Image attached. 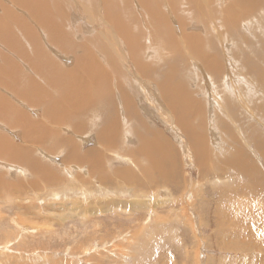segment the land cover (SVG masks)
I'll list each match as a JSON object with an SVG mask.
<instances>
[{
    "label": "bare ground",
    "instance_id": "6f19581e",
    "mask_svg": "<svg viewBox=\"0 0 264 264\" xmlns=\"http://www.w3.org/2000/svg\"><path fill=\"white\" fill-rule=\"evenodd\" d=\"M4 1L5 0H0V6L3 7L0 8V124L7 125L6 127L9 126V131H14L20 128L23 134L21 137H23L24 140L26 137L28 140L32 138L36 145H41L43 142L50 141L49 144H46L48 145V149H45L48 152V155H57L54 150H56V147L61 146V150L64 151L65 149L62 158L64 167L76 166L78 167V169L75 167L77 170H79V168H86L84 173L89 175L93 180H96L97 183L99 182L100 187L115 188V186H122L125 187L127 191H134L137 187L142 189L144 186V184L140 182L142 177V179L149 185L144 188L146 189V192L149 193L152 190V187L154 190V187L158 184L160 185V182L168 184V187L170 185L169 183H171L172 186L175 185V188L179 185L178 182L180 183V181L178 179L176 180L173 175L175 171L174 165L176 163L174 146L170 148V141L165 137L160 136V134L156 132L157 130H153L157 122H153L154 126L150 124L151 122L149 124L146 122L149 118L150 120L151 117L152 119L154 118V113L151 111H156V116L158 117L156 119L163 121L161 124L165 125L167 123L169 125L168 122L173 123L171 126L177 124V127L180 129L179 131L185 136V139L187 140L186 157H191V162H193L194 166L198 168L201 181H203V179L206 180L211 178L212 176L211 180L223 184L228 180L226 173L232 170L249 178L253 173L257 174V170L252 166V157L249 148L251 147L252 152L255 154L258 152V156H261L264 160V147H261L262 144H259V140L255 141L252 138L245 140L241 131L243 129L246 135L248 134V131L254 132L257 129L260 131L259 128L261 125L256 114L259 115V118L263 119L264 123V99H259V96L258 99L255 98V96L259 94L258 91H254L253 88L249 90L251 93L250 96L252 97H249L246 100L238 99V94L232 99H223L225 97L224 94H228L229 96V92L226 94L223 93V90L225 89L227 91L230 86L231 73L229 67L231 66L230 62L233 61L231 55L224 49V44H226L224 42H226L225 38L228 40L230 39V41L235 44V48L241 49L243 46L247 50L248 45L251 44L250 41H254L255 38L257 41L260 39L258 43V45H260L264 33L258 32L259 30L257 31V27L259 28L260 24L264 21V0H231L228 4H225L226 0H96L102 2L101 5L105 6V8L102 7V10L105 12H103L104 14H98L95 16V21L99 27L104 30L110 25L109 27L113 30V36L119 39L117 40V43L119 45L121 43V45L127 49H125L127 51L125 52L129 53L128 55L131 56L133 65H135V72L137 74L135 75L130 72L131 78L128 80V83H121L120 81L121 74L119 72V67L124 63H121L122 61L118 60L119 56L114 58L111 56L110 59L101 63L95 54L83 44L81 46L82 52L80 54V60L75 63L76 67L72 69L69 67L70 69L65 72H63L64 69L62 72L60 70L57 72L55 69L56 66L53 65L51 60L47 57L48 53L45 51L46 45L55 44L63 47V42L71 41L72 35L78 36L79 34H81L79 36L80 40L85 39L89 41L88 39L98 37L100 40L102 39L98 43V49L105 52L110 49L104 48L105 40L101 35L102 32L97 34L94 32L96 36L92 35L93 30L97 27H94V24L91 25L92 23L90 24L86 21L83 22L85 19L84 13L90 16V21L93 20V14L90 15L88 9L85 7V4L92 5L93 1L9 0V5H12V7L2 5ZM97 4L99 9L100 2ZM186 5H189L190 9H188ZM163 6H168V11H165V13L161 9L164 8ZM160 10L163 13L160 12ZM202 10H207L209 13L208 18L205 21H203V15L200 14ZM241 22H244V24L240 25L242 24ZM76 25L79 27V30L75 28ZM33 26H37V28L34 27V29ZM174 26L179 30L173 28ZM193 28L195 30L191 32ZM198 29L200 31H198ZM262 30L264 31L263 28ZM244 33H246V35H243ZM153 37L156 38L157 43L153 40ZM22 38L24 41H22ZM245 44L246 47L244 46ZM167 46L172 56L165 59L161 55ZM229 46L231 47V45ZM216 47L217 50L220 51L219 55V52H216L217 55L216 53L214 54ZM11 54L20 55L24 60H27L29 65L24 66V70L28 72L34 71L37 76L34 77L30 75V77L28 76V73H25L26 71L24 72L22 70V68L20 69L19 67H16L15 63H10L12 59ZM142 57L147 60L142 62ZM64 59L67 60L68 57H64ZM62 62L63 60L61 63ZM119 63L121 65H119ZM164 63L171 66L161 68ZM174 64H177V68ZM191 64L195 68H192V71L189 72L187 71V68ZM243 65L244 67L247 65L244 60ZM197 66L202 67L203 72H206V74L210 76L212 75V77H215L216 75L217 78L220 79L223 76L224 89L217 91L214 86L217 95H213V88L206 90L204 85V87L199 86L202 93H200L198 88L196 91L194 89L195 92H191L189 89L196 81L187 80L186 82L185 76L191 78L192 75L196 76ZM49 67H51L50 70L46 71L45 69ZM178 67H181L182 69L179 72L177 71V69H179ZM123 68L125 69V66H123ZM255 68H251L250 66L249 70L258 72V69ZM260 73L262 74L264 71H261ZM157 74L161 76L159 81L152 77V75ZM262 76L258 74V82H264V77ZM200 78H202L201 75ZM204 78L206 79V77ZM204 78H202V81L205 82ZM143 80L151 84L154 90L149 91V87L143 82ZM208 83L209 82H207V84ZM50 86L57 88L61 86L63 89L61 92H63V94L62 97L59 94L61 97L60 101L67 104L72 112H81L83 115L80 114V116L85 117H81L82 119H80L79 122L70 123L72 129V135L70 136L67 134L68 132L66 133L65 130V132H63L62 129L67 127L66 124L68 123V120L72 116L74 117L77 113H66V116L61 117L60 120L62 121H58V123L54 122L55 126L57 125V128L54 126V129L53 127L48 128V130H46L48 132H45L44 129L42 134L40 132V134H36L38 128L35 129L36 127L34 128L30 122L33 107H31V109H26L22 106L9 105V102L12 99L9 97L11 96L13 89H15V93L18 92L20 95V100H26V102L28 101L31 103V101L36 98L43 101L44 98L48 97L46 87ZM124 86H127L126 90H123ZM25 87H27L26 89H28V91ZM75 89L76 93L74 94ZM113 90L116 91V93ZM233 90L235 92L237 91L235 89ZM197 93L207 96L205 101L208 100V104L213 103L211 105L214 106V109H209V111L214 110L211 111L212 113L210 112V117L208 111V115L206 111H204L207 107L204 108L205 105L203 106L201 103L202 101L197 99ZM12 94L14 95V93ZM151 94L154 95V97H151V101H154L155 104L160 107L159 109L155 106V110H152L146 105V100L150 99ZM29 95L33 96L31 97ZM261 95L264 97V89L262 90ZM51 101L53 100H50L49 102ZM61 106L64 105L61 104ZM215 108H217L216 110L218 112H215ZM47 112L51 111H46V113ZM68 112L70 113V111ZM51 113H49V117H51ZM241 121L243 122L240 123ZM89 123H92V129L98 124L93 132H91L92 129L89 130L87 127ZM240 124H242L243 128L239 126ZM47 127L48 126H46V128ZM207 129L208 132H206ZM89 132L93 133L94 146L85 149L83 148V145L87 142L85 139L87 137H79L81 135L84 136V134ZM174 132L176 133V131ZM91 133H89V135ZM208 133H212V136L209 137ZM214 134L218 135V139ZM251 134L253 135L254 133ZM261 135H264V133ZM11 137L10 135L4 136L0 133V161L4 163L7 161L6 164L14 166L15 168H12L13 171L15 170L16 173H19L20 175L23 172L22 168H24L34 176L42 177L45 180L43 182L47 187L51 183L53 186L56 185L65 190L68 188L67 192L68 194H71V196L72 194L78 193H81V195L78 194V196L83 199L90 196V193L88 194L90 191H87L84 187L91 182L88 180L86 182L84 181V174L83 176L77 175L75 179L72 177L73 180H71L70 175L67 174L65 175L66 178L59 176L55 172H52L53 170L51 171L43 167L41 165L42 163L33 157L34 154H36L34 152H37V149L35 148L36 146L34 148L30 147V149H28L27 146L29 143L16 146L13 144ZM15 137L16 135L14 134L13 138ZM229 137H232L234 141ZM227 138L232 142L227 140ZM30 142L32 141L30 140ZM246 143H249L250 145L248 150L245 146ZM131 145L134 147L133 150L129 149ZM49 147H51V149ZM216 150L219 152V156ZM43 152L45 153V151ZM166 152L168 155L164 157L163 154H166ZM59 153L62 152L60 151L58 154ZM46 155L47 154H45V156ZM55 162L57 161L55 160ZM121 162L127 163L128 167L122 169V166L120 169ZM119 164L120 166L116 168V165ZM217 164H222V166H219L221 169L218 167L217 171L215 170L216 174L214 175L212 172ZM54 166H52V169H55ZM66 168L70 169L71 167ZM66 168L64 170H66ZM178 169L179 163L177 159V175H181V173H179L180 170L178 171ZM136 170H138L137 174H135ZM220 171L221 173H224L226 178L222 177L223 175H220ZM58 172H60V170ZM73 172L74 171H72V173ZM105 172L109 174V177H103V175L101 177V175H99L100 173L104 174ZM1 173L0 193L3 192L1 189H5L8 190L7 192L5 191L7 196L10 192L13 193L11 194V197L15 198V196H13L15 195L14 193L17 192L18 194V192L23 190L24 186L22 184L24 183L21 181V185L19 183L18 185L6 184L3 179L9 172L6 173L5 171H2ZM77 173L78 172H76L75 175ZM230 173H228V176ZM243 179L244 178H242V180ZM72 181L75 184L82 185L77 186V189H80V191H74V188H76L74 187L75 185L70 187ZM113 181L116 182L113 183ZM27 183V186L34 190L39 187L37 180L36 182ZM159 185L158 187H160ZM100 187L98 186V188ZM69 188H73V190H69ZM148 188L149 192L147 190ZM39 189L40 188L36 189V191L39 192ZM126 189L124 191H126ZM118 190L120 191L121 189ZM108 191L107 193L110 192ZM24 192L25 193L23 194H26V190ZM146 192L144 193L146 194ZM4 196L8 198L6 195ZM4 196L2 195V197ZM144 197H146V195ZM215 197H226V194L224 195V193L219 192L215 194ZM73 199L74 200H71L70 203L68 202V199L64 200L69 203L66 204L67 206L72 204V206H69L71 210L73 208L78 210L84 208L85 204H80L79 198L75 199L74 197ZM97 201L93 204H96ZM98 202L102 204V202ZM104 202H106V200ZM67 206L66 208H68ZM107 207H100V209H102L100 211L103 212L107 210ZM149 219L151 220L152 217Z\"/></svg>",
    "mask_w": 264,
    "mask_h": 264
},
{
    "label": "rangeland",
    "instance_id": "374dc122",
    "mask_svg": "<svg viewBox=\"0 0 264 264\" xmlns=\"http://www.w3.org/2000/svg\"><path fill=\"white\" fill-rule=\"evenodd\" d=\"M8 1L9 0H5L2 5L6 7H12V5H9ZM77 1L79 2V0ZM90 1H93L92 5L85 4V7L88 9L90 15L93 14L92 15L93 20L90 21V16L84 13L85 19L83 20V22L86 21L89 22L90 24L92 23L91 25L94 24L93 26L97 28L93 30L92 35L96 36L97 33L102 32L101 35L105 40L104 48H110V49L106 52L101 49H98V43L99 41L102 40V39L100 40L98 37L93 39H88L90 41L89 42L85 39L80 40L79 36L81 34H79L78 36L72 35L71 41L63 42V47L57 46L55 44L46 45L45 51L48 53L47 57L51 60L53 65L56 66L54 67L57 72H59L58 70L62 72L63 69H64L63 72H65L70 68L72 69L76 67L75 63L76 61L78 62L80 60V54L82 52L81 46L83 44L88 49H90L91 52L95 54V56L101 63H104L105 60L110 59L111 56L113 58L119 56L118 60L122 61L121 63H124L122 64V66L119 67V72L121 74L120 81L121 83L124 82L128 83V80L131 78L130 72L132 74L134 73L135 75L137 74L135 72V65H133L132 62L133 60L131 56L128 55L129 53H126L127 49L121 45L120 41H119L120 45L117 43L118 42L117 40L119 39L113 36V30H111V27H109L110 25L107 26L106 30H104L103 28L99 27V25L95 21V16H97L98 14H104L103 12L105 11L102 10V7L105 8V6L101 5L102 4L101 1H96V0H90ZM229 1L231 2V0H226L225 4H228ZM98 2H100L99 9L97 4ZM186 6L188 9H190L189 5ZM0 8L3 7L0 6ZM161 9L165 13V11L166 12L168 11V6H165L164 8ZM162 11L160 10V12ZM200 14L203 15V21L207 20L209 16L207 10H202ZM241 23L242 24L240 25L244 24V22ZM34 27L37 28V26H33V28ZM75 28L79 30V27L77 25ZM173 28L179 30L176 26H174ZM262 28L264 29V21L260 24L259 28L257 27V31L259 30L258 32L264 33ZM193 30L195 29L193 28L191 32H193ZM198 31L200 30L198 29ZM94 32L96 34H94ZM168 33L170 34L169 31ZM243 35H246V33H244ZM225 39L226 42L224 43L226 44H224V49L228 54L231 55L233 60L230 62L231 63L230 67L232 70L229 67V71L231 73L230 74L231 83L228 90L226 91L224 89V83L222 79L223 76L220 78L221 80L218 79L216 75L215 77L214 76L212 77V75L210 76L206 74V72H203L202 67L199 66L196 67L197 68L196 76L192 75V78L185 76L186 82L187 80H193L194 82L196 81L194 85L192 84V87L189 90L191 92H195L197 88L198 90H200L199 86L204 87L205 85L206 90L213 88L212 89L213 95L215 94L217 95L216 90L219 91L224 89L223 93L226 94L227 92H229V96L228 94L227 95L224 94L225 97L223 99L226 98L232 99L234 96L238 94V99L246 100L247 98L252 97L250 96L251 93L249 90L253 88V90L258 91L259 94L255 96V98L258 99L259 96V99H264V97L261 95V92L264 89V82H258L257 80L258 74L261 76L263 75L262 77H264V73L262 74L260 73L261 71H264V52H262L264 51V35H262V41L260 45H258L260 39L258 41L255 38L254 41L251 40L250 41L251 44L248 45L247 47L248 51L243 46L241 49L235 48V44L231 42L230 39L229 40L227 38ZM153 40L157 43L156 38L153 37ZM22 41H24L23 38ZM229 45H231V47ZM244 46L246 47V44ZM216 50L214 54L216 52L217 53L219 52L218 53L219 55L220 51L218 50L216 51ZM2 51H6V50H2ZM11 56L12 59L10 63H15L16 67H19L20 69L22 68V70L25 72L26 70H24V66L29 65L28 61L24 60L20 55L17 54L16 55L11 54ZM161 56L164 57L165 59L166 58L168 59L169 57L172 56L168 46L165 47V51H163ZM239 56L242 58H240ZM64 57H68V59L66 60L64 59ZM62 60L63 62L61 63ZM146 60L147 59L143 57L141 58L142 62H145ZM243 60L247 64L245 67L243 65ZM119 65L121 64L119 63ZM174 65L177 68V64ZM123 66H125V69L123 68ZM167 66H171V65L164 63L162 64L161 68H165ZM250 66L251 68L256 67L255 69H258V72L250 71L249 70ZM50 68L51 67L46 68L45 70L49 71ZM192 68L195 67H193L191 64L187 68V71L189 72L192 71ZM180 70H182L181 67L177 69L178 72ZM25 73H28V76L30 75L34 77L37 76V74L34 73V71L33 72L26 71ZM254 74L257 75L255 76ZM200 75L202 78L206 77V79L204 78L205 82L202 81ZM152 77L157 81L161 79V76L159 74L152 75ZM246 80H248L249 83ZM206 81L209 83L207 84ZM143 82L146 83V85L149 87V91L154 90L151 84L145 82L144 80ZM214 86L216 90L214 89ZM126 87L127 86H124L123 90H126ZM26 88L27 87H25V89ZM233 89L237 91L235 92ZM26 90L28 91V89ZM46 91L48 93V97L44 98L43 101L38 100L36 98L30 103L28 101L26 102V100H22V99L20 100V95L18 94V92L15 93V89H13L12 93H14V95L11 93V96L9 98L12 99L9 102V105L22 106L23 108L26 109L28 108L31 109V107H33L31 112L32 117L30 119V122L34 126V128L36 127L35 129L38 128L36 134H38L39 132L42 134V131L44 132V129L45 132H48L46 131L48 130V128L53 127L54 129L55 123H58V121L59 122L62 121L60 119L61 117L66 116V113L68 114L77 113L76 115H74V117L72 116L68 120V123L66 124L67 127L62 129L63 132L65 131L66 133L68 132L67 134L69 136L72 135V129L70 123L77 121L79 122L80 119L85 117L80 116V114L83 115L81 112H74V111L72 112L71 108L67 104L62 103L60 101L63 94V92H61L63 91L61 86H59L58 88L54 86L46 87ZM114 92L116 93V91ZM75 93H76V89L74 90V94ZM200 93H202L201 90ZM200 93H197L196 97L199 101L200 100L202 101L201 103L203 104V106L205 105L204 108L207 107L206 109H204V111H206V113L208 111L210 117L211 116L210 112L214 111V110L209 111L210 108L214 109V106L211 105L213 103L208 104V100L205 101L207 96L201 95ZM59 94L61 95V97ZM29 96L32 97L33 95H29ZM151 97H154V95L151 94L150 99L146 100V105L152 110H155L156 107L159 109L160 107L157 106L154 101H151ZM50 100L53 101L49 102ZM61 104H63L64 106H61ZM50 105L51 106L53 105L55 108L53 106L51 107ZM56 108L60 110H57ZM216 109L217 108H215V112H218ZM67 110L70 111V113ZM46 111H51L52 113L51 112L46 113ZM151 112L154 113V118L152 119L151 117V120L149 118L150 121L148 120L146 122L148 124L151 122L150 124L153 126H154L153 122L155 123L157 122L154 129L153 128L152 129L154 131L157 130L156 132L160 134V136H163L170 141V148L174 146V152H175L174 155L176 157V163L174 165L175 171L173 175L176 180L178 179L180 181V183L178 182L179 187L177 186V188H175V185L172 186L171 183H169L170 185L168 187L167 186L168 184L166 183L163 184L162 182L158 181L160 182V185L158 184L160 187H158L157 185L156 187H154L155 188L154 190L152 187V190L150 192H149V188H150L149 187L147 189L149 193H147L146 189H144L146 188V186L148 187L149 185L142 179V177L140 181L141 183L144 184L142 189H139L137 187L138 189L136 188L134 191L132 190L133 192L131 190H128L129 194L127 189L122 186L121 187L115 186V188L100 187L99 182L97 183L96 180H93L92 178H90L89 175L84 173L86 168H79L80 170L79 171L77 170L78 167L76 166H66L69 168L71 167L72 169L71 168L68 169L64 167L62 158L64 156L65 149L64 151L61 150L62 149L61 146H58L59 148L56 147V150H54L55 153H57V155L56 154L54 156L51 154L48 155V152L46 151L48 149L47 147L48 145L46 144L47 143L49 144L50 141L43 142L41 145H36L34 140H32V138L30 139L32 142H30V140H28L27 137L25 140L23 137H21L23 136V134L20 128L14 131H9L10 130L9 126L6 127L7 125L0 124V133L3 134L4 136L6 135H10V137L12 136L11 139L13 141V144H15L16 146L20 144L23 145L24 143H29L27 145L28 149H30V147L34 148L36 146L35 148L37 149V152H34L36 154H34L33 157L39 162H41L42 163L41 165L43 167L51 171L53 170L52 172H55L59 176H63L65 178H66L65 176L66 174L70 175L71 180H73L72 177H74L75 179L77 175L83 176L84 174V181L86 182L88 180L91 182L86 187L83 186L84 189L90 191L88 192V194L90 193L89 194L90 196H88L89 198L86 197L85 199H83L80 196H78V194L81 195V193L75 192L78 194H72V196L71 194H68L67 192L68 188H66L65 190L64 188H59L56 185L53 186V184L51 183L48 185V187L45 186V183L43 182L45 180L42 177L34 176L31 172L29 173V171L24 168H22L23 172L19 175V173H16L15 170L14 171L12 170V168H15L14 166L6 164L7 161L5 160H4L5 163L0 161V175L2 174L1 173L2 171H5L6 173L9 172L6 176H4L3 181L6 184H10V185H18V183L20 184L22 181V183H24V184L21 183L24 186L23 190L24 191L26 190V194H27V195L23 194L25 192L21 190L20 192H18V194L17 192L14 193L15 194L13 195L15 196L14 198L11 197V194L13 193L9 192L7 196L6 192L8 190L1 189L3 192L0 193V264H90V263L92 264H174V263L175 264H264V247H263L264 246V160L262 159V157L258 156V152L256 154L253 153L252 148L251 147L249 148L250 146L249 143H246L245 146L247 150L249 148L251 152L250 154L252 157L251 158L252 166L257 170V174L253 173V175H251V177L249 178L240 173L239 175L238 173L232 170L228 172V173L231 172L229 176L228 173H226V177L228 178L229 181L226 180L223 184L218 183L215 180H211L212 176L211 178H208L206 180L203 179V181H201L199 177L198 168L194 166L193 162H191L192 161L190 159L191 157H186L187 140L185 139V136L181 133V131H179L180 129L177 127V124L171 126V124L173 123L168 122L169 125L167 123L163 125L161 124V122L163 121H159L158 119H156L158 118L156 116V111L155 112L151 111ZM49 113H51V117H49L50 116ZM52 114H54L55 116ZM165 116H166V112H165ZM256 116L258 117L259 123L261 125V127L259 128L260 131H258V129L254 132L248 131V134L246 135L244 133V130L242 129L241 133L243 135V138H245V140H249L251 138L255 141L259 140V144H262L261 147H264V141H263L264 135H261L264 133L263 119L259 118L258 114H256ZM242 122L243 121H241L240 123ZM35 123L37 124V126ZM91 124L92 123H89L87 126L89 130L92 129ZM97 125L98 124H96V126ZM46 126L48 127L46 128ZM96 126L93 127L91 132L94 131V128H96ZM239 126L243 128L242 124H240ZM55 127L57 128V125ZM174 131H176L177 134ZM206 132H208V129L206 130ZM89 133L84 134V136L81 135L83 137L81 136L79 137V138L87 137L85 138L87 142L84 143L83 145V148L85 149L94 146L93 133H91L90 135ZM251 133L254 134L252 135ZM14 134L16 135L15 138H13ZM211 134L212 133H208V136L211 137L212 136ZM214 135L218 139V135L217 134ZM229 138H227V140H229L230 142H232L231 140L234 141L233 138L231 140ZM87 143H90L91 145ZM49 148L51 149V147ZM57 148L59 149V151ZM133 148L134 147L132 145L129 147L130 150H133ZM43 151H45V153ZM60 151L62 153L58 154V152ZM45 154L47 155L45 156ZM217 154L219 156L218 151ZM167 155H168L167 152L166 154H163L164 157H166ZM177 159L179 163L178 171L180 170L179 173H181V175L179 174L180 176L177 175ZM55 160L57 162H55ZM52 166H54L55 169H52L53 168ZM116 166H117L116 168H118L120 164ZM219 166H222V164L219 165L217 164L215 166L216 168L214 167L212 174L213 173L214 175L216 174V171ZM127 167H128L127 163L121 162V166L119 168L124 169ZM65 168L66 170H64ZM129 168H130V163H129ZM219 169L221 168L219 167ZM59 170L60 172H58ZM72 171L74 172L72 173ZM76 172H78L79 174L77 173L75 175ZM105 173L104 174L100 173L99 175H101V177L102 175L103 177H109V174L108 173L105 174ZM137 173L138 170L135 171V174ZM219 173L221 176L223 175L222 177L226 178L224 176V173H221V171ZM234 173L238 176H236ZM242 178H244L243 179L244 181L242 180ZM36 180L39 186L38 188H40L39 192L36 191V189L38 188L34 190L27 186L28 185L27 182L32 183V182H36ZM115 182L116 181H113V183ZM76 184L73 183L72 181L70 187L75 185L74 187L76 188H74V191H78V190L80 191V189H77L78 188L77 186H82V185L81 184L76 185ZM162 184L164 185V187ZM25 186H27L28 188ZM98 186L100 188H98ZM47 188H49L50 190ZM118 189L121 190L119 191ZM125 189L127 192L124 191ZM69 190H73V188L72 189L69 188ZM107 191L110 194L107 193ZM144 192H146V194ZM219 192L224 193V195L226 194V197L216 198L215 194ZM102 194L105 196H103ZM2 195L3 196L6 195L8 198H6L5 196L2 197ZM45 195L47 198L45 197ZM145 195L146 197H144ZM74 197L75 199L77 198L80 199L79 200L80 204L82 205L85 204L83 209L78 210L76 208H73L71 210L69 206H72V204L68 206L66 205L69 204L71 200H74L73 199ZM183 197H185L186 199ZM28 199L29 200L31 199L30 200L31 202ZM65 199H68L69 203H67V201H64ZM97 200L102 202V204L99 203ZM105 200L106 202H104ZM96 201L97 203L93 204ZM66 206L68 208H66ZM103 206L104 208H106L107 206L108 207L107 210L101 212L100 210L102 209H100V207ZM151 217L152 219L150 220L149 218Z\"/></svg>",
    "mask_w": 264,
    "mask_h": 264
}]
</instances>
